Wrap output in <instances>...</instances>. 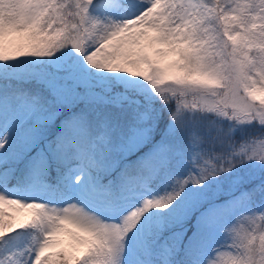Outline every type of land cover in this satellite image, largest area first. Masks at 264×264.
<instances>
[{"label":"snow or ice","instance_id":"1","mask_svg":"<svg viewBox=\"0 0 264 264\" xmlns=\"http://www.w3.org/2000/svg\"><path fill=\"white\" fill-rule=\"evenodd\" d=\"M0 264H264V0H0Z\"/></svg>","mask_w":264,"mask_h":264}]
</instances>
